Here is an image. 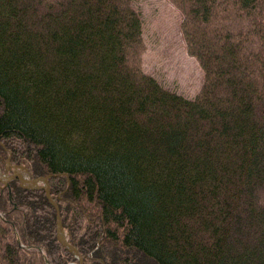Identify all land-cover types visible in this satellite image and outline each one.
I'll use <instances>...</instances> for the list:
<instances>
[{
    "label": "trees",
    "instance_id": "trees-1",
    "mask_svg": "<svg viewBox=\"0 0 264 264\" xmlns=\"http://www.w3.org/2000/svg\"><path fill=\"white\" fill-rule=\"evenodd\" d=\"M131 1L0 0V170L49 174L82 264H264V0H168L191 97L142 69ZM76 262L0 181V264Z\"/></svg>",
    "mask_w": 264,
    "mask_h": 264
},
{
    "label": "rangeland",
    "instance_id": "rangeland-1",
    "mask_svg": "<svg viewBox=\"0 0 264 264\" xmlns=\"http://www.w3.org/2000/svg\"><path fill=\"white\" fill-rule=\"evenodd\" d=\"M131 4L139 13L145 41L142 69L164 87L193 96L201 83V71L184 50L179 12L168 0H132Z\"/></svg>",
    "mask_w": 264,
    "mask_h": 264
},
{
    "label": "water",
    "instance_id": "water-1",
    "mask_svg": "<svg viewBox=\"0 0 264 264\" xmlns=\"http://www.w3.org/2000/svg\"><path fill=\"white\" fill-rule=\"evenodd\" d=\"M4 168L5 171H0V181L3 184H5L10 179H14L23 188H37L42 190L45 198L54 208L55 238L76 258V264H82V255L78 252V250L73 246L72 243L67 241L61 229L56 202L48 191L47 178L49 174H36L30 176L26 168L22 164L11 163L8 160H5Z\"/></svg>",
    "mask_w": 264,
    "mask_h": 264
}]
</instances>
